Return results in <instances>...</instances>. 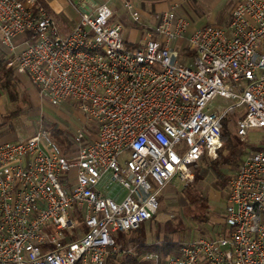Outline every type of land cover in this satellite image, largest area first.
I'll return each instance as SVG.
<instances>
[{
    "label": "built area",
    "instance_id": "obj_1",
    "mask_svg": "<svg viewBox=\"0 0 264 264\" xmlns=\"http://www.w3.org/2000/svg\"><path fill=\"white\" fill-rule=\"evenodd\" d=\"M113 15L99 5L62 36L39 0H0L6 66L97 128L92 139L78 129L69 155L47 130L0 144V264H107L125 254L117 234L151 221L165 188L187 187L195 166L217 157L230 113L242 116L240 139L264 131V0H238L230 25L193 30L173 6L139 47ZM216 97L229 106L214 111ZM142 260L264 264V149L231 179L223 231Z\"/></svg>",
    "mask_w": 264,
    "mask_h": 264
},
{
    "label": "rangeland",
    "instance_id": "obj_2",
    "mask_svg": "<svg viewBox=\"0 0 264 264\" xmlns=\"http://www.w3.org/2000/svg\"><path fill=\"white\" fill-rule=\"evenodd\" d=\"M236 1L238 3V0ZM228 3V0L199 2V4L195 5L196 8L194 12L199 17L203 18L205 22L210 23V25L226 27L230 25L235 3L232 4L228 15H226V22L223 24L218 22H220L223 12L229 5ZM128 25L129 32L127 34V40L139 41L142 39V36L145 37L148 32L146 23L142 20L140 24L136 25L131 22L129 16ZM123 34H125V30ZM182 54L181 59L183 62L186 61V56L192 55V53L185 51ZM0 58L8 62L12 59L11 54L3 47L1 42ZM17 77L21 80L22 86L16 89V92L12 95L15 98L11 99L12 103H10V106L8 103L5 105V109L11 107L12 111L14 110L17 113L20 112V114H24L23 117H20L18 123L14 121L12 124L16 128L20 127L16 133L19 139H28L40 130H47L51 133L53 129L61 132L71 144V139L76 136L78 129H84L88 132L90 139L96 136V125L86 120L85 115L76 104L71 102L55 104L49 99L43 98L38 88L32 85L27 77H20L18 75ZM8 96L10 95L8 94ZM229 104L230 103L225 99L216 97L212 102V109L214 111L226 109ZM239 119L240 115L237 112L230 113L227 117V120H229L227 126L234 133H236ZM51 138L60 147V144L52 135ZM240 140L242 142L245 141L247 145V154L243 157L244 160L246 156L259 151V148L264 146V131L262 129H251L247 139ZM74 150L75 148L72 145V151L69 154L74 153ZM218 157L219 152L216 158L209 159L217 160ZM200 168L202 169L201 172L204 178L199 185V190L203 192L202 197L205 198V201H208L209 208L207 210L202 207L197 209L190 208L186 205L187 203L184 201L181 192L184 187L182 184H177L175 187L169 186L161 193L159 198L160 207L157 215L151 221L142 225L143 228L141 230L138 229L129 236L122 233L117 234L116 240L120 242L119 246L122 248V245L128 242L130 238L135 241L146 239L148 243L164 240V238L176 243H188L199 238H212L223 231L226 201L229 194V183L239 167H222L223 172L229 177V181L223 184V186L216 185L217 178L210 172L205 163L201 162ZM195 172L194 170V180L188 186H193L195 184ZM204 212L207 217L206 223L199 222L194 218L196 213L203 214Z\"/></svg>",
    "mask_w": 264,
    "mask_h": 264
},
{
    "label": "crops",
    "instance_id": "obj_3",
    "mask_svg": "<svg viewBox=\"0 0 264 264\" xmlns=\"http://www.w3.org/2000/svg\"><path fill=\"white\" fill-rule=\"evenodd\" d=\"M40 3L47 9L48 13L55 20L56 24L59 27L60 33L62 36H67L70 34L75 27L80 22V16L84 12L91 13L95 7L109 3L110 7L113 10V18L111 24H120L125 30L123 37L125 38L126 43L129 46L139 47L142 46L148 34H150L154 28L160 23L161 17L164 13L170 11L173 6L177 7V14L187 17L191 21V30L197 28H203L210 23L204 21L203 18L195 14V5L202 3L203 1L209 2L213 0H39ZM229 5L226 10L223 12L220 22H226V15H228L232 4L236 0H228ZM129 3L132 6V10L136 11L140 15V22L135 23L131 17V11L126 7V4ZM234 4V7L236 6ZM130 16L131 22L133 24H140L141 20L146 23V28L148 32L145 37L142 36V39L137 40H127V34L129 32L128 17ZM180 45V44H179ZM12 103L11 96H8V93L0 90V144L7 142H14L21 140L17 136V130L20 127H14L13 122H19L20 117L24 114L17 113L12 111L11 107L5 109L6 104ZM21 110V109H20ZM14 115V116H13ZM18 115V116H17ZM17 117V118H13ZM13 120V121H12Z\"/></svg>",
    "mask_w": 264,
    "mask_h": 264
},
{
    "label": "trees",
    "instance_id": "obj_4",
    "mask_svg": "<svg viewBox=\"0 0 264 264\" xmlns=\"http://www.w3.org/2000/svg\"><path fill=\"white\" fill-rule=\"evenodd\" d=\"M1 42V41H0ZM7 60L0 58V90L8 93L11 96V99L15 98L12 95L16 92V89L22 86L21 80L17 77L14 69L7 68ZM242 118V116H240ZM226 123L224 125L222 141L223 148L219 151V157L217 160L209 159L208 157L203 158L201 162L205 163L206 167L212 172L217 178L216 185L226 184L229 181V177L223 172V166H233L239 167L243 161V157L247 154V145L246 142H242L236 133L232 132ZM51 135L57 142L60 144L61 150L64 155H69L72 151V144L69 140L61 134L56 129H53ZM264 146L259 148L263 150ZM199 162L194 170L196 176V182L193 186L183 187L181 190L182 197L187 203L186 205L190 208H206L208 207V201H205L203 198V192L199 190V185L203 180L204 176L201 172ZM200 168V170H199ZM223 182V183H222ZM196 220L202 223L207 222L206 213L198 214L194 216ZM143 226L139 228L141 230ZM118 242V241H117ZM120 245V242H118ZM184 242H173L164 238V240H159L153 243H148L146 239H139L135 241L134 239H129L128 242H125L122 245V250L125 251V254L122 256L111 255L107 260V264H148L142 260V256L147 253H158L163 257L169 255H178L181 248L185 245ZM132 253V254H131Z\"/></svg>",
    "mask_w": 264,
    "mask_h": 264
}]
</instances>
